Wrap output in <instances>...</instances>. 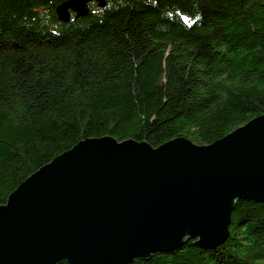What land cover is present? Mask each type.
<instances>
[{
	"label": "trees",
	"instance_id": "obj_1",
	"mask_svg": "<svg viewBox=\"0 0 264 264\" xmlns=\"http://www.w3.org/2000/svg\"><path fill=\"white\" fill-rule=\"evenodd\" d=\"M65 1L0 0V205L84 139L207 145L264 114V0L92 1L63 23ZM193 242L130 264H264V205Z\"/></svg>",
	"mask_w": 264,
	"mask_h": 264
},
{
	"label": "water",
	"instance_id": "obj_2",
	"mask_svg": "<svg viewBox=\"0 0 264 264\" xmlns=\"http://www.w3.org/2000/svg\"><path fill=\"white\" fill-rule=\"evenodd\" d=\"M56 7L60 22L87 4ZM264 205V114L211 144L88 138L27 177L0 205V264H130L189 240L214 250L236 202Z\"/></svg>",
	"mask_w": 264,
	"mask_h": 264
}]
</instances>
